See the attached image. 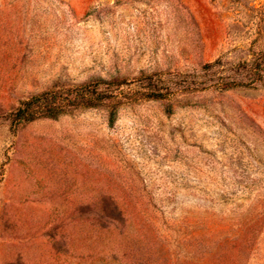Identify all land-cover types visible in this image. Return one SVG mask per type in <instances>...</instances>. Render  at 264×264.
Returning a JSON list of instances; mask_svg holds the SVG:
<instances>
[{
  "label": "rangeland",
  "instance_id": "obj_1",
  "mask_svg": "<svg viewBox=\"0 0 264 264\" xmlns=\"http://www.w3.org/2000/svg\"><path fill=\"white\" fill-rule=\"evenodd\" d=\"M0 264H264V0H0Z\"/></svg>",
  "mask_w": 264,
  "mask_h": 264
},
{
  "label": "trees",
  "instance_id": "obj_2",
  "mask_svg": "<svg viewBox=\"0 0 264 264\" xmlns=\"http://www.w3.org/2000/svg\"><path fill=\"white\" fill-rule=\"evenodd\" d=\"M212 67V66H207ZM256 73L259 72L257 68ZM259 74V73H258ZM100 84H106L101 81ZM121 83L118 81L116 85ZM111 85V84H110ZM240 84L230 82L224 84V90H232L241 87ZM147 97L160 98L161 94L152 92ZM118 98L115 91H98L96 86L82 85L69 89L65 93L45 92L33 96L21 104V106L11 114L12 123L15 126L31 123L39 119H58L74 109H94L101 106L105 101Z\"/></svg>",
  "mask_w": 264,
  "mask_h": 264
}]
</instances>
